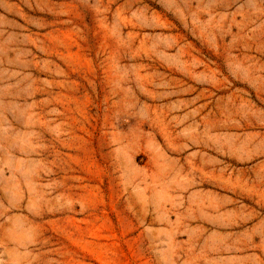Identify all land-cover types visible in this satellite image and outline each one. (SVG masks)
<instances>
[{"label":"rangeland","instance_id":"rangeland-1","mask_svg":"<svg viewBox=\"0 0 264 264\" xmlns=\"http://www.w3.org/2000/svg\"><path fill=\"white\" fill-rule=\"evenodd\" d=\"M0 264H264V0H0Z\"/></svg>","mask_w":264,"mask_h":264}]
</instances>
